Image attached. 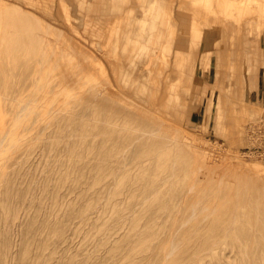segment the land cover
<instances>
[{
    "label": "rangeland",
    "instance_id": "374dc122",
    "mask_svg": "<svg viewBox=\"0 0 264 264\" xmlns=\"http://www.w3.org/2000/svg\"><path fill=\"white\" fill-rule=\"evenodd\" d=\"M0 1V264H264V0Z\"/></svg>",
    "mask_w": 264,
    "mask_h": 264
},
{
    "label": "bare ground",
    "instance_id": "6f19581e",
    "mask_svg": "<svg viewBox=\"0 0 264 264\" xmlns=\"http://www.w3.org/2000/svg\"><path fill=\"white\" fill-rule=\"evenodd\" d=\"M112 1V0H111ZM121 1V0H120ZM168 2H170L171 4H174V3H177L176 4V6H170L169 7V11L168 12H174L176 15H174L175 17H182V15L184 14V13H189V10L190 11H194V12H196V13H199V11H205L206 9L207 10H210V8H211V10H213V4L216 2V1H218V0H167ZM220 2L221 1H225V0H219ZM187 5H191L190 6V8L188 9V7H187ZM212 5V6H211ZM7 6V4L5 5V4H3V3H1V1H0V26H2V24L3 25H5V26H10L11 25V21H12V18H16V21H17V23L15 24V25H17V26H22V24L20 23L21 22V18H20V15H18V16H16L14 13H11L10 11H8V8L6 7ZM210 7V8H209ZM217 7V6H216ZM216 7H214V12H218V11H220V12H223V13H221V14H224V12L226 11L224 8H216ZM175 17H173V18H171L165 25H166V31H167V33H168V35H171L172 34V31H171V28L173 27V24H175ZM12 26H14V25H12ZM48 27V26H47ZM174 29V28H173ZM58 30L60 31V32H63L64 33V36L66 37H70V35H68L66 32H64L63 30H61V29H59L58 28ZM63 33H62V35H63ZM72 38V37H71ZM73 43L75 44V45H77L79 48H82L85 52H86V55H84V57L85 58H87V59H89V60H96L95 59V56H94V54H93V52L91 51V50H89V49H87L86 47H83L82 46V44L79 42V41H77L76 39H74L73 38ZM96 61H98V60H96ZM148 66V65H147ZM152 66H153V64H152ZM151 66V67H152ZM149 68H150V66H148ZM141 78V81L143 82L144 80H145V78L146 77H144V76H142V77H140ZM168 79H170L171 78V75L169 74L168 75V77H167ZM107 80V83L109 84V81H108V79H106ZM142 82H140L141 84H142ZM97 88V87H96ZM100 88V87H99ZM141 88L142 89H145V87L144 86H142L141 85ZM98 89V88H97ZM102 91H105V92H107L108 90L106 89V88H102ZM101 90H100V92H102ZM93 93H94V90H93ZM103 94H105V93H103ZM96 98V97H95ZM28 109H29V105H28V103L26 104H24V105H22V107H20L19 108V110H18V113H17V117L19 118V117H21L22 115H24V112L25 111H28ZM18 118L17 119H15V121H17L18 120ZM13 144H10L9 142H8V138H7V136L5 135V134H3V135H0V155H2L3 156V154L5 155V153L10 149V147H13L12 146ZM234 206V205H233ZM232 206V209L235 211L236 209H237V207H233ZM242 209V208H241ZM250 209V208H249ZM238 210V209H237ZM196 211V207L194 206L193 208H192V214H193V212H195ZM240 211V210H239ZM237 212V211H236ZM254 212H256V216L254 217V218H256V220H257V218H260V215H261V210H260V208L259 207H257V206H255V208H254ZM262 213L264 214V209L262 210ZM235 214V213H234ZM233 215V214H232ZM238 217H239V215H238ZM236 220H237V215L235 214V216L233 215V217H232V219H231V222H233V223H235L236 222ZM255 223V222H254ZM253 224V223H252ZM233 225V224H232ZM241 237V236H240ZM179 245V244H178ZM177 245V246H178ZM179 247V246H178ZM169 252H171V251H169ZM264 257V256H263ZM259 258V257H258ZM261 262H262V260H261ZM174 263V261L172 262V264Z\"/></svg>",
    "mask_w": 264,
    "mask_h": 264
},
{
    "label": "crops",
    "instance_id": "0c3cea01",
    "mask_svg": "<svg viewBox=\"0 0 264 264\" xmlns=\"http://www.w3.org/2000/svg\"><path fill=\"white\" fill-rule=\"evenodd\" d=\"M93 2H94V0H84V9H87V8L90 9L91 3H93ZM254 94L256 96V100L258 102H262L264 104V90L261 89V87H260L259 79L256 81V90L254 91ZM186 110H187V106L185 109V114H186Z\"/></svg>",
    "mask_w": 264,
    "mask_h": 264
}]
</instances>
